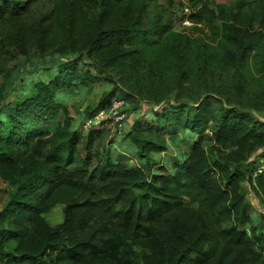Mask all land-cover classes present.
<instances>
[{
  "label": "trees",
  "instance_id": "obj_1",
  "mask_svg": "<svg viewBox=\"0 0 264 264\" xmlns=\"http://www.w3.org/2000/svg\"><path fill=\"white\" fill-rule=\"evenodd\" d=\"M164 1L0 0V264H264L243 189L264 204V0H185L210 38L176 30ZM38 60L57 64L8 102ZM103 82L82 123L117 95L161 109L74 129L62 100Z\"/></svg>",
  "mask_w": 264,
  "mask_h": 264
},
{
  "label": "rangeland",
  "instance_id": "obj_2",
  "mask_svg": "<svg viewBox=\"0 0 264 264\" xmlns=\"http://www.w3.org/2000/svg\"><path fill=\"white\" fill-rule=\"evenodd\" d=\"M161 3L165 2L164 0H160ZM230 0H213V3H211V7H214L217 4H226L228 5ZM173 6H169V11L171 14L176 13V18L174 20V26L176 30L186 32L190 34L191 36L198 37L199 35H204L207 33L208 38L209 34L204 30L203 33L200 32H194L193 23H190V25L185 24L184 22L180 21L179 18L181 16H186L187 18V10L189 11L188 5L185 3V0H173ZM185 18V19H186ZM205 37V36H204ZM38 62V63H37ZM57 64L55 60H38L35 62H30L19 69H17L14 72V75L12 74L11 82V89L8 90V102L13 100V98H17L18 96H21L22 94H27V92L31 89L32 82L36 81V74L35 71H37V68H47L48 70H51L54 64ZM54 69V68H53ZM250 69L254 76L259 77L260 74H257L255 72V69H253V64H250ZM42 75V74H40ZM45 76L42 77V79ZM85 88V92L82 94L75 89H71L70 92L67 93L64 100H62V104L67 107L68 113L73 119V128L76 130H83V123L82 120L85 116L86 109L87 108H96V105L98 104V101L100 99L101 94L104 91H109L111 86L108 85L106 82H103L101 84H96L94 87L90 86ZM255 90H258V87H254ZM120 98L121 95H117ZM117 98V97H116ZM115 99V98H114ZM113 100V99H112ZM126 101V100H124ZM166 104L162 106V108H165ZM161 108H152L151 105H147L145 103H137L134 102H127L125 103L124 107L122 108V111L126 112V121L124 125L122 126L121 130L128 129L134 121H137L140 119L142 122L150 121L151 119V111H159ZM256 116L259 118L264 119V110L255 113ZM104 122H100L97 125H103ZM113 130L116 129V127L110 126ZM87 129H85L86 131ZM117 130V129H116ZM124 136H122L123 138ZM189 139L195 138L196 136L189 135L187 136ZM175 140L169 141L167 140V146L168 151L164 154L169 156L171 160H173L178 153V146H181L179 144L187 145L189 143L188 140H186L183 136V134L180 136H176L174 138ZM127 143H125V140L122 139V145L120 147V151L123 150L125 152V149L127 148ZM130 147V146H128ZM117 149V147H116ZM243 189L246 193V199L249 203H251V206L256 211L255 216L257 219H262L264 221V204L261 200V197L257 195L250 187L248 183L243 184ZM6 190L7 186L6 184L0 179V209L1 206L5 200L6 197ZM60 206H57L55 209H53L48 215L47 220L50 224H57L62 221V214L59 212Z\"/></svg>",
  "mask_w": 264,
  "mask_h": 264
},
{
  "label": "built area",
  "instance_id": "obj_3",
  "mask_svg": "<svg viewBox=\"0 0 264 264\" xmlns=\"http://www.w3.org/2000/svg\"><path fill=\"white\" fill-rule=\"evenodd\" d=\"M186 14H187V18L185 16L181 21L187 25H190V23H192L191 20H189L188 18L190 11L187 10ZM124 105L125 102L121 98H115L111 100L103 108L98 109L97 112L92 117L87 119L83 123V127L88 130L91 126H95L102 121V122H108L110 126L116 127L117 130H121L122 126L126 121V112L122 111ZM263 171H264V158L262 159L261 164L257 167L255 175L260 174Z\"/></svg>",
  "mask_w": 264,
  "mask_h": 264
}]
</instances>
